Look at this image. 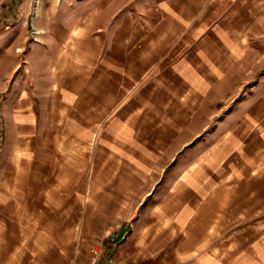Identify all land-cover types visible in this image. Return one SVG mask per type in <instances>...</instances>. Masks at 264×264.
I'll return each instance as SVG.
<instances>
[{"label": "crops", "instance_id": "1", "mask_svg": "<svg viewBox=\"0 0 264 264\" xmlns=\"http://www.w3.org/2000/svg\"><path fill=\"white\" fill-rule=\"evenodd\" d=\"M33 3L0 0V264H264V0H42L36 40Z\"/></svg>", "mask_w": 264, "mask_h": 264}, {"label": "rangeland", "instance_id": "2", "mask_svg": "<svg viewBox=\"0 0 264 264\" xmlns=\"http://www.w3.org/2000/svg\"><path fill=\"white\" fill-rule=\"evenodd\" d=\"M18 1H20V0H18ZM23 1H24V0H23ZM62 1H63V0H58L59 3H62ZM33 2H34V3H33V6H32V8H31V14L29 15L28 26H27L25 32H30V33H32V34H33V39L36 40L35 35L39 34V30L36 29V28H34V27L31 25V21H32V18H33V17H35L37 14H39L40 11H42L43 3H42V0L39 1V2H41L42 4L40 3V5H41V9H38V8H39V7H37V6H39V5H38V4H39V3H38V0H33ZM16 124H17V123H16ZM16 124H15L14 121L9 122V127H10L11 129H13V128H15L14 125H16ZM63 125L65 126V128H68V129L74 128L73 124L70 123V122H63ZM91 248H92V247H91ZM89 254H90V253H89ZM82 264H84V263H82Z\"/></svg>", "mask_w": 264, "mask_h": 264}, {"label": "built area", "instance_id": "3", "mask_svg": "<svg viewBox=\"0 0 264 264\" xmlns=\"http://www.w3.org/2000/svg\"><path fill=\"white\" fill-rule=\"evenodd\" d=\"M100 248L98 247H92L90 249V259H89V264H98L100 260ZM86 264V263H84Z\"/></svg>", "mask_w": 264, "mask_h": 264}]
</instances>
